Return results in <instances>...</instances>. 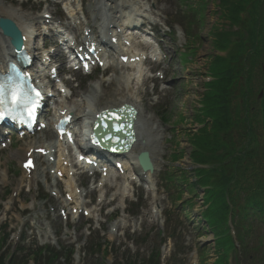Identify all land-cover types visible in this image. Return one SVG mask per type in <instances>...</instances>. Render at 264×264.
Segmentation results:
<instances>
[{
  "label": "rangeland",
  "instance_id": "obj_1",
  "mask_svg": "<svg viewBox=\"0 0 264 264\" xmlns=\"http://www.w3.org/2000/svg\"><path fill=\"white\" fill-rule=\"evenodd\" d=\"M201 15L194 13L191 7L199 8L201 0H111L108 4L123 3L125 6L121 15L125 19L131 14H144L147 18V25L156 24L154 31L145 28L148 32H153L149 37L155 36L157 41L156 50L159 53L158 63H151L154 71H158L154 76L163 78H153L149 80L142 89L146 90L145 95H141L136 88L124 89L122 87L120 75L134 73L132 70L113 69L107 72L108 76L102 77V71L96 73L95 77L89 79L82 74L78 75L75 82L70 75H64V79H70L75 88L72 91L73 98L64 100L58 97V103L74 104L81 99L82 94L95 93V86L101 96L96 98L97 104H107L114 102L117 104L126 96H130L136 102L143 115L152 117L151 121L145 123L146 129L153 130L151 149L155 158V187L154 190L145 189L133 182H128L118 178L110 180L108 185L103 186V176H75L72 171L67 173L66 179L62 178L64 186L70 192V185L76 187V196L72 200L61 195L60 186L56 184V169L59 154L51 152L43 157L47 165H40L34 173H37L38 180L30 181V177L23 171L19 157H13L16 151L30 147L37 143L49 145L52 150L54 140H50L52 130L47 129L36 134L30 140L12 138V145L0 152V236L5 237L3 249H14L20 239L17 234L18 229L24 231L27 239L25 244H54L74 245L73 264L101 263L115 264L122 261L127 255L138 252L141 256L148 257L151 248L154 247L156 236L159 230L164 229V212L167 209L174 210V204L170 201L162 187V178L166 172L180 174L181 171L188 181L195 180L193 172V162L190 158L194 146L190 139L200 127L201 121L206 120L205 108L209 102V95L212 88H206V82L210 79L209 74L213 67V55L217 54L215 39L220 29H231L228 20L222 16L219 8V0H204ZM84 3V4H83ZM86 7L89 16L94 18L99 11L96 9L94 0H82V7ZM81 0H67L64 5L56 7L53 0H0V16L11 17L5 10L16 9L18 14L24 17L27 24L36 26L38 31V17L44 11H49L56 15L61 12L65 16L72 17L76 13L75 25L85 21L80 12ZM65 11V13H64ZM179 13L185 17L182 22H177L175 15ZM248 11L244 13L247 16ZM129 15V16H126ZM139 16V17H140ZM55 24L59 22L57 16ZM123 20V18H122ZM93 24L94 21H91ZM167 24H173L174 29L168 30ZM46 34V28H42ZM234 38V37H233ZM48 40H51L48 38ZM188 40V41H187ZM0 38V45H2ZM43 39L38 37L35 44L42 46ZM140 43V41H137ZM217 43V42H216ZM136 51H147L141 44L131 45ZM5 50V49H4ZM52 51V50H47ZM40 52V51H39ZM224 54V53H223ZM40 60V56L38 58ZM149 63L147 64V67ZM164 72V75L161 74ZM148 76L149 73H146ZM117 80H114V78ZM140 81V80H139ZM105 87H104V86ZM135 86L136 82L131 84ZM96 97V96H95ZM50 113L43 114L44 119L50 118ZM154 128V129H153ZM181 155L179 159L175 155ZM55 157V161H49L48 157ZM128 163L130 158L125 156ZM134 162V161H131ZM191 169V170H190ZM138 171V169H136ZM47 171V174H44ZM131 174L133 172L130 171ZM130 173L128 175H130ZM173 174H170L171 176ZM72 178V179H70ZM61 179L58 177L57 181ZM185 193L183 199L192 198V207H187L183 214L187 227L183 226L185 240L193 250L188 255L190 263L198 261L199 246L205 249L202 251L201 260L203 264H215V237L207 226L204 231L206 236H197L203 227L201 212L203 207V190L200 187L195 192H188V183L179 180ZM56 195H53L52 193ZM45 195V196H44ZM105 195V196H104ZM46 197L44 200L41 197ZM134 201L139 208V215H131L123 212L127 205ZM75 204L78 211L74 212L71 205ZM156 206V212L153 213ZM132 207V205L130 206ZM61 209L65 212L61 213ZM85 209L88 214H84ZM81 210V211H80ZM178 212V210H177ZM118 213L117 218L114 215ZM114 219V220H113ZM231 226L237 227L235 220ZM90 227V228H89ZM92 231L93 234L90 233ZM201 230H200V229ZM22 234V232H21ZM90 238V239H89ZM149 238V239H148ZM99 240L106 247V252L101 251L90 259L83 253L88 247V240ZM136 239V240H135ZM238 242V239H237ZM166 243V245H165ZM162 246L167 256L170 253L172 242L168 239ZM239 244V243H238ZM103 250V248H102ZM238 259L244 264L248 262V255H245L239 247L235 250ZM253 251L249 254V259H253Z\"/></svg>",
  "mask_w": 264,
  "mask_h": 264
},
{
  "label": "trees",
  "instance_id": "obj_2",
  "mask_svg": "<svg viewBox=\"0 0 264 264\" xmlns=\"http://www.w3.org/2000/svg\"><path fill=\"white\" fill-rule=\"evenodd\" d=\"M219 8L231 29H220L215 39L217 51L225 54L212 57L207 119L190 139L195 148L190 158L197 165L190 191L208 187L203 218L217 240L218 264H225L226 250L234 249L226 224L230 214L233 220L236 216L237 238L248 255L244 264H264V0H219ZM175 180L169 179L176 185ZM63 253L29 248L8 258L3 251L0 264H59Z\"/></svg>",
  "mask_w": 264,
  "mask_h": 264
},
{
  "label": "bare ground",
  "instance_id": "obj_3",
  "mask_svg": "<svg viewBox=\"0 0 264 264\" xmlns=\"http://www.w3.org/2000/svg\"><path fill=\"white\" fill-rule=\"evenodd\" d=\"M109 1V0H107ZM124 4H114L112 6H108L103 0H97L96 1V7H98V9L102 10L104 12V18H103V22H102V33L104 32V34H102L100 32L99 35H94L95 32L93 31L94 34L90 33L87 35V39L88 40H97L98 42H101V44H111L115 50V53L112 55V57L110 58V60H112V62H114L115 66L114 68L117 70L119 68H130L133 69V65L132 62L135 59H139V62L141 61L140 58V53H136L132 50H129L128 48L124 47V45H126L127 41L129 40L128 37H125L124 35H122L119 32H114L115 28L117 27H121L122 24L118 23L117 21V17H118V13L120 12V10L124 7H122ZM5 12L9 15H11V19L16 23V25L18 26V28L20 29L22 35H23V39H24V46L25 48H27V50L29 52H31L33 55H36L37 53V49H39L38 45H36L35 43H33V39L32 37L35 34V29L36 26H32L31 24H27L24 21V17H22L20 14H18L16 9H10V10H5ZM47 13L48 12H44L42 13L39 17H38V21H42L44 22V24H48L53 22L54 20L52 19V17H50ZM90 24V23H88ZM67 27L69 28H73L71 27L70 23H66ZM38 30H39V23L37 24ZM73 31H76L75 28L72 29ZM94 30V29H93ZM0 37H2L3 41L6 40V38L1 34L0 32ZM113 39V41H112ZM7 42V40H6ZM8 44V43H7ZM92 44V43H91ZM110 46V45H109ZM111 47V46H110ZM5 48L9 49V46L6 45ZM0 54H2V57L0 58V66L4 65V61H5V55L9 54L12 55V51L10 53L4 52V48L2 46H0ZM97 57L100 58L101 55L105 56V54L100 51L96 52ZM128 57V61L129 63H123L119 61V58L121 57ZM47 65V64H46ZM48 68V65L45 66V69ZM140 72V73H139ZM139 76H124L122 82L124 83L125 87L127 89H131V84L134 83V81L136 80L135 78L142 77L143 73L142 71H138ZM143 83L144 85L147 84V77L143 78ZM67 83V81H66ZM123 89V86L121 88V90ZM137 91L141 95H145L146 94V90L142 89L141 87H137ZM92 95H86V93L82 94V97L80 100H78L77 102L71 103V105H66V103H62L59 104V106L56 108V111L54 113L53 116H57L60 117L62 115H69L71 117V123L72 126L70 128H72V136L74 135L75 139L77 141H79V139H82L84 136H86V128L90 127L92 124L93 119L95 118L96 114L98 112H100L102 109L104 108H110V107H118L121 104L125 103V102H130L133 105L136 104V102L133 101V99L130 96H126L124 97V101H121L119 104H113L112 102L107 103V104H96V102L94 101V99L91 97ZM152 117L148 116V115H143L141 111H138L137 114V120L135 123V129H136V141L133 143L131 149L127 152L129 154V165L126 161H123V166L122 169L120 170L121 174L123 175L122 178L123 180H129V177L127 175V172H129L128 169H133L134 167H138L137 164V160H136V156L139 153V151L143 150V149H147V147H149L150 142L152 141V136H153V130L151 129H146L145 127V123L148 121H151ZM54 123V122H53ZM69 127V126H68ZM44 145H36V146H32L26 149H23V153L22 151H16L14 153V157H18L19 155L22 154V159L21 160H25L24 162H26V160L28 158L31 159H36L37 162H40L41 157H40V149L43 147ZM134 161L136 163V166L133 164ZM23 162V161H22ZM28 171H31L32 169L30 167H27ZM114 169L111 166H106V170L105 173L106 175H113L114 174ZM64 172V171H63ZM113 173V174H112ZM139 173L141 174V179L143 180V183L146 184H151V180L154 176V174L151 173H143L141 171V169L139 168ZM32 180H36L37 179V175H32L31 176ZM149 180V182H147ZM151 186V185H150Z\"/></svg>",
  "mask_w": 264,
  "mask_h": 264
},
{
  "label": "water",
  "instance_id": "obj_4",
  "mask_svg": "<svg viewBox=\"0 0 264 264\" xmlns=\"http://www.w3.org/2000/svg\"><path fill=\"white\" fill-rule=\"evenodd\" d=\"M0 29L2 30V33L4 35H7L11 38V43L19 48V45L21 43V33L16 24L9 18H0ZM127 128L128 127H126L125 129ZM128 134L129 132H126V134L122 136L120 142H122L123 144L129 142ZM138 158L145 168L153 169V164L150 160L148 151L141 152Z\"/></svg>",
  "mask_w": 264,
  "mask_h": 264
}]
</instances>
